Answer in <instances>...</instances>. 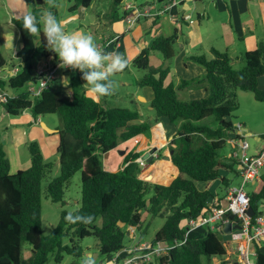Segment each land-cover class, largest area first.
Masks as SVG:
<instances>
[{"label":"trees","instance_id":"trees-1","mask_svg":"<svg viewBox=\"0 0 264 264\" xmlns=\"http://www.w3.org/2000/svg\"><path fill=\"white\" fill-rule=\"evenodd\" d=\"M92 1L76 0L70 11L87 8ZM121 4L122 0H113L110 14L113 21L134 13L132 8H122L119 13L117 8ZM43 6L45 0H35L34 7L27 13L37 18L38 34L30 35L24 29L27 14L13 19L21 38V47L15 54L19 71L14 76L2 78V69L7 64L0 52V92H7L6 88H21L22 91L13 95L8 93L7 101L0 105L11 116L27 110L35 118L57 114L61 119L57 158L46 161L39 143L33 140L28 145L30 165L10 173V161L0 143V264H46L52 253L57 262L64 253L79 257L84 251L80 240L89 236L95 239L92 250L110 257L128 247L124 243L127 227L136 225L137 229L141 228L142 211L164 218L153 242L185 239L183 244L148 264H202L203 256L210 261L212 257H224L226 248L221 230L207 227L199 236L185 238L187 226L182 225V221L198 219L212 206L225 202L227 189L234 179L223 174L224 170L236 177L239 175L238 154L234 156L233 153L239 150L234 140L242 136L228 117L237 107L236 90L251 91L257 100L264 99V89L259 86V78L264 76V40H260L256 48L243 53L244 66L241 68L234 66L227 51L211 48L210 58L203 54L191 55L190 60L204 67V74L188 80L180 79L178 84H167L165 79L170 72L169 61L174 56L178 32L174 30L169 36H156L131 62L143 71L138 86H148L153 92L150 105L154 117L152 121L139 122L140 114L136 109L107 104L106 99L111 94L101 100L87 95L80 83L83 76L81 72L77 73L78 69H65L48 88L36 96L31 94L28 87L36 80L33 68L37 56L55 55L46 47L41 32ZM111 38L114 43L119 35ZM107 50L106 47L104 51ZM152 51L159 52L162 57L159 66L150 64ZM63 76L70 79L67 87L57 82ZM203 82L208 87L205 96L188 100L178 98L179 89ZM208 116H213L217 124L200 123ZM160 118H167L170 123L180 122L167 150L149 161L151 167L162 163L173 168L166 181L151 179L147 172H141L137 164L141 156L135 152L124 157L122 169L110 171L103 167L101 154L148 131ZM229 132H234L232 149L229 154H223L220 150L227 143ZM164 156L169 158L165 160ZM56 160L59 174L49 181L47 196L53 202L63 201L69 179L79 171L81 197L78 208L71 212L62 210L57 225L45 235L41 222V184ZM217 179L221 188L214 193L207 184ZM247 192L250 205L257 210L264 200V174ZM69 213L92 216L93 220L89 224L70 223L66 220ZM25 243L30 245L26 258L23 256ZM255 250L256 264H264V252L258 245ZM87 259L92 260V257ZM218 264H226V261L221 259Z\"/></svg>","mask_w":264,"mask_h":264},{"label":"crops","instance_id":"crops-1","mask_svg":"<svg viewBox=\"0 0 264 264\" xmlns=\"http://www.w3.org/2000/svg\"><path fill=\"white\" fill-rule=\"evenodd\" d=\"M75 1L76 0H74V4ZM165 1L166 0H150L149 2H153V9H161ZM93 2L94 0L89 7L93 6ZM123 3L124 0H122V4ZM74 4L71 5L70 0L65 1V8L67 12H70L67 20L73 23L71 26L69 24L63 25L66 31L85 33H89L90 31L99 32V35L95 40L96 44H99L105 38L119 35V38L108 46L107 53L113 55L117 53L122 54L127 60V67L115 75L118 76L119 85L122 88H125L124 92H122L123 95L126 99L131 100V107H134L133 109H136L140 114L139 122L147 121V119L152 121L154 117L153 108L150 105L153 92L148 86H138V76L136 72H134L130 78H127L123 72L129 69L130 65H132V59L141 51V49L150 45L156 36H169L174 30L178 32L177 45L175 44L176 53L174 51L172 64L170 65V72L165 79L167 84L170 82L178 84L180 79L188 80L204 74V67L195 61L190 60L189 56L191 55L203 54L207 58H210L211 48L219 50V46H222V50L227 51L231 56L235 57L236 52L233 48L236 42L244 45L245 52L256 48L257 43L260 40H264V0H188L181 6H173L169 12L157 15L156 17L132 18V16L135 15L134 10V13H129L126 17L117 21L110 19V14L112 12V8H110L107 13H99L97 15L96 23H89L88 19H86V13L89 7H78L76 10L70 11V7L74 6ZM34 5L35 0H0V29L3 23H6L8 26L5 27L3 31L0 30V43L5 47L13 46V57L15 56L16 51L21 47L20 33L16 25L13 23V19L26 15ZM52 9L53 8L47 6V3L45 2L42 14L48 11L52 12ZM78 10H80V12H78ZM121 11H123L122 7ZM52 13L57 17L56 10ZM186 15H190V18H185L184 16ZM13 26L16 27L17 31H14L11 28ZM41 32L43 33V22ZM17 39L19 40L18 47H16ZM55 55L57 54L55 53ZM42 57V54L38 55L35 62L41 61ZM149 59L152 66H159L162 63L161 55L158 56L154 52L150 53ZM153 60L155 61L154 63L151 62ZM232 61H234V59ZM16 63L17 60L15 59L13 62H6L7 65L1 72L2 78L6 77V69ZM80 72V70H77V73ZM59 78L61 79V85L66 87L62 83V80L64 78L67 79V77L63 76ZM57 82H59V79ZM80 83L85 89L87 95L96 100H101V97H94L90 93L88 90L89 86L83 77L81 78ZM182 90L188 91L190 94L189 99H192L205 96L208 87L204 82L192 84L179 89L177 91V96ZM113 106L117 105L114 104ZM143 108L149 110L151 114H143L141 111ZM2 109L4 108L2 107ZM26 116V119L19 120L14 124L9 123V129H5L8 139L1 144L9 161L11 162L9 148L14 149L22 142L25 143V129L29 131V136L32 140L37 139L36 141L39 143L44 158H51V156H54V159L57 158V146L59 143L58 130L60 125L47 122L44 118H41L42 115L36 118L31 114H27ZM155 122L170 123L167 118H160ZM151 126L149 130H151ZM155 126H158V124ZM176 130V127H173L170 132L164 131L151 140L148 138L145 141V136L141 133L126 141L120 142L116 148L108 151L107 154L105 153V167L110 171L119 170L120 168L122 169L124 157L131 152L139 153L143 158V155L150 151V149L144 147L150 141L151 144H153L152 146L157 148L156 151L152 153V158L156 157L158 154L167 150V144L172 139ZM246 134H249V132ZM259 136L261 135L256 134L254 137L256 141L255 148L258 146L257 137ZM56 164H58V160H56ZM163 165L164 167L169 166L168 164ZM163 165L161 166L163 167ZM144 167H140V171L143 169L149 170L151 168L148 161ZM19 168L24 169L25 167L19 166ZM222 173L226 175L227 171L224 170ZM261 174H264V172L261 171ZM238 178H240L239 175ZM257 181L258 179L250 184L254 185ZM211 184L212 182L208 183L207 186H210ZM232 185L236 186L234 180ZM251 189H249V191ZM186 226L188 227V223ZM206 228L207 227L202 226L191 230L188 236H199L205 232ZM221 232L223 239L225 240L226 255L222 258L212 257V264H218L221 259L225 260L226 264H238L239 258L238 256L235 257L237 251L234 243L230 241V233L227 234L223 231ZM133 240L128 246L138 242L151 241L144 238L142 234L139 236L134 235ZM258 246L259 249L264 252V241L260 242ZM95 252L97 251H89L86 254V257L90 258L93 256L98 263H109L110 257L101 256L98 252L96 257L94 256Z\"/></svg>","mask_w":264,"mask_h":264},{"label":"rangeland","instance_id":"rangeland-1","mask_svg":"<svg viewBox=\"0 0 264 264\" xmlns=\"http://www.w3.org/2000/svg\"><path fill=\"white\" fill-rule=\"evenodd\" d=\"M65 1L66 0H45L47 3V6H51L52 12L56 10L57 12V19L63 24L67 25L69 24L70 26L73 25L71 21H68V14L70 12H67L65 8ZM150 0H124V3L121 4L117 8V11L121 13V7L126 8L124 6L135 4L138 6H142L143 4H152L153 2H149ZM165 2H168L166 0ZM71 5L74 4V0H70ZM113 0H94L93 6L89 7L87 9L86 13V19H88L89 23H96L97 22V15L104 14L105 12L107 13L110 8H112ZM157 5V4H156ZM80 12V10H78ZM3 13V12H1ZM136 18V16H133ZM5 27H8L6 23H3L1 25L0 30H4ZM14 31H17L16 27H11ZM71 32V31H69ZM89 34L93 35L95 40L97 39V36L99 35V32L96 31H90ZM146 36V34H145ZM149 38V36H148ZM18 39L16 40V47H18ZM177 45V42L175 43ZM11 45V44H10ZM13 45V44H12ZM13 47V46H12ZM11 46L5 47L3 46L2 43H0V52L2 53L5 62H13L15 59V56L13 57V48ZM223 47L219 46V50H222ZM233 50L236 52V56L231 58L234 59L233 64L237 68H241L244 66V61L242 59V53L244 52V45L240 44L239 42H236L234 45ZM174 51L176 53V46L174 45ZM224 51V50H222ZM239 51V52H237ZM156 53L158 56L160 55L159 52L157 51H152L151 53ZM241 52V53H240ZM173 58V57H172ZM172 58L169 61L170 65L172 64ZM13 59V60H12ZM232 59V60H233ZM154 63L155 61H151ZM200 65V64H199ZM136 72L138 78L142 75L143 71L141 69H138L134 67L133 65H130L129 69L125 70L123 74L127 77L130 78L133 73ZM113 82H114V87H113V95H111L108 99H106V103L109 105H117L120 107H129V108H134L131 107L132 103L131 100L126 99V97L123 95L122 92H124L125 88H122L119 85L118 82V76L114 74ZM59 79V82L61 83V79ZM259 86L260 88L264 89V76L259 78ZM7 93L13 95L16 93H20L22 91L21 88H6ZM119 96V97H118ZM190 97V94L188 91L182 90L180 91L178 98L181 100H188ZM108 100V101H107ZM236 109L231 113L230 117H228V120L233 123V125L241 130V132H237L247 140L249 143V148L247 149V153H255L257 149L255 148L256 146V141H255V135H263L264 134V99L263 100H257L254 97L253 92L247 91V90H242L238 89L236 90ZM2 106L0 105V143L6 142L8 137L6 136L5 129H9V123L14 124L18 122L19 120H23L27 118V114H30V112L27 110L24 113H20L17 116H11L8 115L5 111H3ZM142 113H146L147 115L151 114L149 110L146 108H143L141 110ZM41 118H44L47 122L52 123V124H58L61 125V119L57 114H44L41 116ZM202 124H208V125H216V120L214 119L213 116H208L200 121ZM158 124V126H155ZM170 124V125H169ZM180 122H175V123H167V122H153L151 126V130H148L143 133L145 136V141L149 138L150 140L152 138H156L158 135H160L164 131L170 132L173 127L178 128ZM249 132V134H246ZM234 136V132H229L227 134V139H226V144L225 146L220 150L221 153L223 154H229L231 149H232V143L231 139ZM6 139V140H5ZM37 140V139H33ZM30 136H29V131L25 129V143L22 142L17 148L11 149L9 148V155H10V173H14L17 169H20V167H25L27 168L30 165V153L28 150V145L30 141H33ZM151 141L147 143L144 147L148 149H152L155 146H152ZM233 146L235 144L233 143ZM157 149V148H156ZM156 151V150H155ZM154 151V152H155ZM237 154L240 155V151L236 150ZM101 161L103 164V167L107 170L108 168L105 167V154H101ZM107 156V155H106ZM165 158V157H164ZM18 159V161H17ZM54 159V156L45 157L46 161H52ZM137 161V160H136ZM140 167L141 162L140 160L137 163ZM19 165V166H18ZM162 165V163H161ZM152 166L149 170L143 169L141 172H147V176L149 178H153L154 180H160V181H166L168 177L171 175L172 167L171 166ZM145 166V165H144ZM143 166V167H144ZM146 168V167H144ZM121 169V168H120ZM59 174V166L58 164H55V166L51 169V172L46 174L45 177L42 180L41 184V222H42V232L43 234H49L52 229L57 225L59 222L61 212L62 210H66L68 212L74 211L75 209L78 208L79 206V201L81 197V183H80V172L76 171L72 177L69 179V182L66 185L65 191H64V197L63 201L59 202H53L51 199L47 196L46 193V187L49 183V181L57 176ZM227 176L230 178L234 179V183L236 185L240 184L238 176H234L233 173H230L227 171ZM216 182V183H215ZM210 190L214 193L219 192L221 188V184L219 180H215L212 182V184L209 186ZM253 187L252 184H247L246 185V190H249ZM164 218L159 217L158 215H152L146 211L141 212V228L136 230L135 236H139L142 234V236L148 240H152L156 231L159 229V227L163 224ZM187 221H182V225H186ZM95 239L91 236L82 238L80 240V244L82 245L84 251L83 254L79 257H76L74 255H69V254H63L62 259L60 262H57L55 260L54 253L50 254L48 256V261L46 264H83L84 260L86 259V254L91 251L93 248H95ZM133 237L130 236L129 234H126L124 237V243L129 245L133 241ZM67 242V238L65 239ZM235 246V244H234ZM30 251V245L28 243H25L23 245V256L26 258L29 255ZM85 252V253H84ZM238 256V253L236 252L235 257ZM210 260H207L206 257H202V264H212Z\"/></svg>","mask_w":264,"mask_h":264},{"label":"built area","instance_id":"built-area-1","mask_svg":"<svg viewBox=\"0 0 264 264\" xmlns=\"http://www.w3.org/2000/svg\"><path fill=\"white\" fill-rule=\"evenodd\" d=\"M188 0H168L161 9H153L152 4L127 5L126 8L135 10V16L153 17L160 14H165L171 10L173 6H181ZM189 19L190 15L184 16ZM132 18H134L132 16ZM114 41V38H105L102 42L97 44L103 51ZM34 74L36 80L29 83V91L32 95H38L43 89L48 88L52 81L61 75L65 69L59 67V58L57 55L49 54L43 56L41 61L35 62ZM19 71V65L9 66L6 69V76H14ZM6 91L0 92V103L6 102L8 99ZM239 132L241 130L238 129ZM258 146L255 153H247L249 143L245 138L234 140L238 146L240 155L239 160V176L240 184L232 185L228 188L225 196V202L219 206H212V208L198 219H189L186 236L191 230L198 227H210L222 231V226L225 222H237L240 225L239 229L230 232V241L235 244L238 253V264H256V250L255 245L264 241V200H262L258 209L254 210L253 215L247 213L250 205V197L246 190V185L254 183L261 175V170L264 168V136L257 137ZM236 152L233 153L236 156ZM141 165H146L144 159H139ZM228 214L234 216L230 218ZM226 216V217H224ZM137 226H128L127 231L130 236L135 235ZM185 242L182 241H143L132 244L125 249L110 256V261L107 264H148L155 258L167 254L169 250L177 245ZM87 259L86 261H88ZM86 261L83 264H86ZM92 264L98 263L96 260H91Z\"/></svg>","mask_w":264,"mask_h":264},{"label":"clouds","instance_id":"clouds-1","mask_svg":"<svg viewBox=\"0 0 264 264\" xmlns=\"http://www.w3.org/2000/svg\"><path fill=\"white\" fill-rule=\"evenodd\" d=\"M40 19L43 22L46 47L57 54L59 67L80 70L89 86L88 90L94 97L112 94L114 90L112 77L127 67V60L124 56L103 51L97 46L94 36L89 33L66 31L51 11L42 14ZM23 27L30 35L40 32L37 18L31 13L25 16ZM62 83L67 87L70 79L64 78ZM66 220L70 223L89 224L93 217L69 213ZM86 264H92L91 259L86 261Z\"/></svg>","mask_w":264,"mask_h":264},{"label":"water","instance_id":"water-1","mask_svg":"<svg viewBox=\"0 0 264 264\" xmlns=\"http://www.w3.org/2000/svg\"><path fill=\"white\" fill-rule=\"evenodd\" d=\"M156 150V147L152 148L149 152H146L144 155H143V159H146L148 162L152 159V153ZM107 154V152H106ZM165 159H168L169 156H164ZM262 172H264V168L261 170ZM247 213L249 215H253L254 214V209L252 208V206H250L247 210ZM226 217V216H224ZM240 228V225L237 223V222H225L222 226V231L224 233H230L232 230H235V229H239ZM94 256L97 257V252L94 253ZM92 259L93 260H96L95 258H93L92 256Z\"/></svg>","mask_w":264,"mask_h":264}]
</instances>
